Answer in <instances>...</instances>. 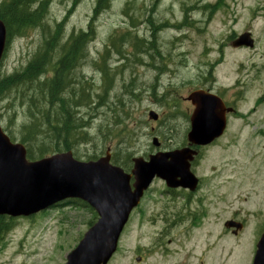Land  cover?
Returning <instances> with one entry per match:
<instances>
[{"label": "rangeland", "instance_id": "rangeland-1", "mask_svg": "<svg viewBox=\"0 0 264 264\" xmlns=\"http://www.w3.org/2000/svg\"><path fill=\"white\" fill-rule=\"evenodd\" d=\"M96 2L49 0L45 24L53 28L65 22L63 44L89 26ZM94 28V40L74 71L73 89L66 96H80V113L90 122L93 137L99 126L112 132L105 141L100 136L80 146L78 159L99 158L108 149L112 157L119 150L123 162L129 156L147 159L182 144L193 112L186 98L209 88L237 113L229 116L225 135L198 161L197 171L204 181L201 193L212 194L211 202L218 206L211 209L202 230L205 239L201 231L183 239L188 242L185 251L195 242H206L205 234L218 214L221 239L214 250L218 251L214 264H253L259 238L255 234L264 224V0H111L108 9L96 17ZM246 32L252 34L254 47L233 48L235 39ZM43 40L41 28L15 37L0 65V77L24 68L41 50ZM151 40L156 50L149 49ZM106 47L108 74L104 79L99 65ZM22 109L15 95L0 97L4 131L19 129L25 119ZM151 112L160 119L152 120ZM10 117H14L11 123ZM152 194L149 198L162 199ZM146 208V215L130 220L110 264L134 263L137 247H151L148 253L153 264H166L170 258L164 249H153L154 243L167 244L171 238L168 234L161 240L157 234L162 227L157 217L162 205L155 208L152 201ZM94 216L81 203H71L12 219L11 229L0 239V264H66L90 223L97 221ZM235 216L248 224L240 239L224 232V222ZM175 256L182 258L184 253ZM188 257L192 262L197 256Z\"/></svg>", "mask_w": 264, "mask_h": 264}, {"label": "water", "instance_id": "water-1", "mask_svg": "<svg viewBox=\"0 0 264 264\" xmlns=\"http://www.w3.org/2000/svg\"><path fill=\"white\" fill-rule=\"evenodd\" d=\"M232 47L253 48L252 34L239 36ZM6 48L7 28L0 18V65ZM187 100L194 106L189 147L159 152L148 161L133 158L131 174L112 164L110 150L96 161L78 160L72 151L31 161L25 145L14 142L0 124V216L31 217L68 200H80L94 209L98 220L68 255L66 264H108L132 211L153 180H164L170 187L194 185L197 178L191 162L197 152L192 147L208 146L222 137L227 114L235 112L220 97L203 90L191 93ZM150 118L158 120L154 112ZM154 145L160 146L157 138ZM254 264H264V233Z\"/></svg>", "mask_w": 264, "mask_h": 264}, {"label": "trees", "instance_id": "trees-1", "mask_svg": "<svg viewBox=\"0 0 264 264\" xmlns=\"http://www.w3.org/2000/svg\"><path fill=\"white\" fill-rule=\"evenodd\" d=\"M110 3L111 0H97L94 18H91L89 26L85 30L73 33L63 44L61 42L65 22L56 24L53 28L45 24L49 13V0H3L0 3V18L7 28V47L15 37L26 36L29 31L38 28L43 30L41 50L21 70L0 77V97L12 98L15 95V99L19 100L23 107L25 116L17 126L19 129L14 131L6 129L5 132L13 141H19L26 146L29 160L37 161L68 151H72L78 158V149L83 144H89L95 138L98 140L100 136L104 137V141L109 138L111 129L101 126L97 129L96 137L92 136L90 122H87L86 117L80 113L82 107L80 96L71 98V94L69 97L66 94L70 88L73 89V73L84 58L88 45L94 40L96 32L94 21L108 9ZM151 22L149 21L152 27ZM136 41L138 46L140 39L136 37ZM149 43L151 44L149 49L156 50L155 41L151 40ZM107 52L108 47L99 65L104 79H107L108 74L105 55ZM13 118H9L10 123L13 122ZM119 118L120 115L116 117ZM121 121L122 119H119V122ZM105 144L100 145L99 149L104 148ZM119 155L118 150L112 157V162L124 169H130L131 157L123 162L119 160ZM96 159L97 155L88 158ZM90 210L96 220L97 215ZM93 223L94 221L90 225ZM11 226V218L0 216V239L9 232Z\"/></svg>", "mask_w": 264, "mask_h": 264}, {"label": "flooded vegetation", "instance_id": "flooded-vegetation-1", "mask_svg": "<svg viewBox=\"0 0 264 264\" xmlns=\"http://www.w3.org/2000/svg\"><path fill=\"white\" fill-rule=\"evenodd\" d=\"M202 89L206 91H211L209 88H202ZM220 97L225 102L228 108L231 107V105H229V103H227L222 96ZM187 102L190 103L189 101ZM189 132L190 129L185 130V138H186L185 142H183L178 146H174V147L172 146L166 152L181 150L183 148L189 147L188 138H187ZM172 134L173 131H171L170 135ZM210 146L211 145L206 147H192V149H194L197 152V156L195 157V160L191 163V172L197 178V181L194 185L192 183L187 188L183 186L170 187L167 185V183L164 180L155 178L152 184L149 186V188L144 192V195L141 198L139 205L131 213L130 220L134 217V215H138V217L141 218L143 215H146L148 211L146 207L149 205L150 202L153 201L155 208H159V207L161 208L162 205L163 209L162 210L160 209L159 213H157L159 223L162 225V227L157 234L160 236L161 240L167 237L168 234L171 236V238L167 241V244H163L164 242L154 243L153 249H157V251H161L162 249L165 250V255L170 256L168 260L166 259V261H164L166 264H214V259H215L214 256H218L217 249L216 251H214L215 248H218L219 240L221 239V235L219 234V232H217V228H216L218 224L217 222L219 221L218 214L214 215V218L217 219V222H215L212 228H210L205 234L206 242L203 241L200 243L195 242L191 245V249H189L190 251H185L187 249L188 242L183 241V239L188 240V237L192 238L195 232L201 231L203 233L202 230L204 228L206 221L210 218L211 209L213 208L216 209V207L218 206L217 203L214 204L211 202V198L213 197L212 194L201 193L204 188V181L203 178L199 176L197 171L199 159L202 158L204 152ZM150 156L151 155H149V157L145 160H149ZM131 166L132 168L130 171L125 170L129 174L134 169V164L131 163ZM133 183H134V178L131 180V185H133ZM158 183L161 184L160 188L155 187V185ZM153 192H156L159 195V197H161L162 199L149 198L150 195H154L152 194ZM205 202H208V204H205ZM157 204H159V206ZM130 220L126 227H128V225L130 224ZM153 220H156V217L153 218ZM227 225H229L230 228H228ZM247 226L248 224L245 218L240 219L238 218V216H235L230 219H227L224 222V230H225L224 232L230 234L231 237H233L234 239H240L239 237H241L244 234ZM175 231H179V232H175ZM263 233H264V224H262V227H260L258 229V232L255 234V236L259 235L257 241L258 243L255 248L256 254L258 250V244L260 242V239L262 238ZM201 237L205 239L204 233L203 236L201 235ZM176 247L180 248L179 251H175L173 253L169 252L170 250H173ZM149 248L137 247L136 248L137 253L136 256L134 257V263H130V264H153L150 261L151 259L148 253ZM198 249H200L199 253H198ZM182 253H184V257L182 258L175 256V255H181ZM189 254H196L197 256L196 260L190 262V258L188 257Z\"/></svg>", "mask_w": 264, "mask_h": 264}]
</instances>
